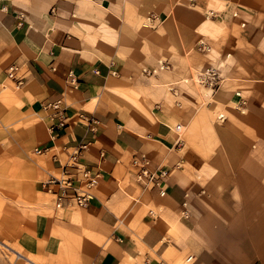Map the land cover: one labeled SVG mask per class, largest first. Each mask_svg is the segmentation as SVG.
I'll list each match as a JSON object with an SVG mask.
<instances>
[{
	"label": "crops",
	"instance_id": "crops-1",
	"mask_svg": "<svg viewBox=\"0 0 264 264\" xmlns=\"http://www.w3.org/2000/svg\"><path fill=\"white\" fill-rule=\"evenodd\" d=\"M209 66L204 102L184 79ZM48 101L68 116L54 138ZM77 151L93 199L56 209L41 181ZM139 154L169 170L164 195L135 179ZM0 246L34 264H264V0H0Z\"/></svg>",
	"mask_w": 264,
	"mask_h": 264
},
{
	"label": "built area",
	"instance_id": "built-area-1",
	"mask_svg": "<svg viewBox=\"0 0 264 264\" xmlns=\"http://www.w3.org/2000/svg\"><path fill=\"white\" fill-rule=\"evenodd\" d=\"M194 0H190L192 4ZM212 10L206 13V17H215ZM236 16L237 13H234ZM147 24L154 23L158 20L157 16L150 13L147 17ZM196 49L200 52H209L212 49L210 44H207L204 40H199L196 45ZM159 65L152 67L151 69H145L144 72L148 75H154L161 70L170 69V64L160 61ZM7 78L13 82V84L21 86L23 84V77L18 74L17 66L10 65L7 67ZM185 82H195L204 89L203 96L211 97L213 92L220 86L222 81L221 75L218 69L214 66H209L189 79H184ZM175 84H169L168 90L177 96ZM235 95L240 99L234 108L244 113L245 111V99L235 92ZM178 98V97H177ZM41 108L45 111H50V123L48 126L51 137L54 138L60 130H64L67 126L68 116L66 114L65 106L62 105L61 101H48L41 102ZM226 118L224 113H219L217 119L223 121ZM175 129L179 131L180 125L176 126ZM36 153H42L46 149L35 148ZM81 152L77 151L72 153L65 164L61 166L60 175L50 174L42 182L43 189L50 195L53 200L54 207L61 209L64 205L77 206L84 209L89 206L90 201L93 199L91 190L98 183L99 173L92 171V169L80 162ZM132 166L135 170V179L145 188H157L160 195L165 194V176L169 173L166 168L151 169L149 167V159L145 154H139L131 158ZM191 256L187 257L190 260ZM160 264H164L163 262Z\"/></svg>",
	"mask_w": 264,
	"mask_h": 264
},
{
	"label": "rangeland",
	"instance_id": "rangeland-1",
	"mask_svg": "<svg viewBox=\"0 0 264 264\" xmlns=\"http://www.w3.org/2000/svg\"><path fill=\"white\" fill-rule=\"evenodd\" d=\"M195 83V82H194ZM193 82H188V84H186V86H194V88L195 89H198L201 93V96H203V94H204V89L200 86V85H198L197 83H195L194 84ZM194 84V85H193ZM197 88H196V87ZM166 87L168 88L169 86L166 84L165 86H162V88H164L165 90H166ZM203 93V94H202ZM198 94V93H197ZM213 95V94H212ZM204 97V102H207V101H209L210 99H211V97H205V96H203ZM219 113H223V112H221V111H219V112H216L215 114V117L217 118V115L219 114ZM0 255H4L5 253L7 254V256H10V260L11 261H13V260H18V264H28V263H26L27 261L24 259V257H22L21 255L19 256L15 251H13V250H11V249H7V248H5L4 246L2 247V246H0ZM7 258V257H6ZM29 262V261H28ZM30 263V262H29ZM10 264H13V262L12 263H10Z\"/></svg>",
	"mask_w": 264,
	"mask_h": 264
},
{
	"label": "bare ground",
	"instance_id": "bare-ground-1",
	"mask_svg": "<svg viewBox=\"0 0 264 264\" xmlns=\"http://www.w3.org/2000/svg\"><path fill=\"white\" fill-rule=\"evenodd\" d=\"M177 5V4H176ZM173 6H175V5H173ZM179 7H180V5H179ZM182 8V7H181ZM177 9V8H176ZM173 10H175V9H173ZM179 10V9H178ZM178 10H175L177 13H178ZM174 12V11H173ZM174 14V13H173ZM178 81V80H177ZM8 86V85H7ZM5 88V87H4ZM12 89V88H11ZM5 90V89H4ZM9 90V89H8ZM6 92H7V90H5ZM14 97V96H13ZM15 98V97H14ZM178 125V124H177ZM175 127V126H174ZM182 127V126H181ZM180 133V132H179ZM16 253L20 256H22V257H24L26 260H28L30 263H32V264H34L30 259H28L27 257H25L24 255H23V253L22 252H17L16 251Z\"/></svg>",
	"mask_w": 264,
	"mask_h": 264
}]
</instances>
